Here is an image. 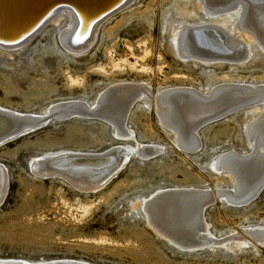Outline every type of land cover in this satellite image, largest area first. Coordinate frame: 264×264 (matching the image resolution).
I'll return each mask as SVG.
<instances>
[{"label": "rangeland", "instance_id": "rangeland-1", "mask_svg": "<svg viewBox=\"0 0 264 264\" xmlns=\"http://www.w3.org/2000/svg\"><path fill=\"white\" fill-rule=\"evenodd\" d=\"M53 19L21 47H0L1 108L39 115L59 103L93 105L120 84L145 85L152 98L177 88L207 96L223 84L264 86V50L257 44L250 45L248 59L245 51L235 53L234 60L241 62L207 65L177 56L172 40L178 31L213 23L198 9L197 0H135L101 25L83 55L71 54L60 43L61 35L72 28L71 14L63 11ZM225 19L228 29L237 23L236 18ZM134 99L124 124L134 136L127 141L115 137L113 127L100 120L52 119L0 148V166L8 180L0 205V259L264 264V245L252 238L254 230L264 228V188L247 205L212 202L203 219L213 243L193 250L158 236L143 212L147 200L167 189L230 193L229 178L213 171L211 164L225 152L250 153L245 128L260 117L261 103L199 129L200 149L192 153L175 145L158 119L155 103L146 107L140 97ZM255 107L257 111L251 110ZM138 144L162 151L148 159L131 156L108 184L92 192H81L61 177L39 178L29 167L35 158L103 154Z\"/></svg>", "mask_w": 264, "mask_h": 264}, {"label": "bare ground", "instance_id": "bare-ground-1", "mask_svg": "<svg viewBox=\"0 0 264 264\" xmlns=\"http://www.w3.org/2000/svg\"><path fill=\"white\" fill-rule=\"evenodd\" d=\"M39 1L0 0V47L11 50L21 47L45 23L67 11L71 14L73 25L70 31L61 35L60 43L71 54L83 55L92 46L101 25L121 14L135 0H70L85 12L82 14L71 6L60 5L43 22L39 19L44 17L48 7L39 14H33ZM197 4L206 17L214 20H211V24L184 28L173 36V48L181 60L191 59L207 65L241 62L243 59L234 60L235 53L245 51V59H248L252 43L264 50V0H197ZM226 17L237 19L231 29L226 26ZM248 20L250 26L246 25ZM40 22V26L33 30ZM149 90L145 85L120 84L102 93L93 105L83 102L59 103L39 115L22 114L0 107V144L21 131L13 132L16 128H32L34 133V127L41 125L39 130L52 119L61 121L71 118L100 120L113 127L115 137L127 141L134 136L127 126L124 129L130 111L128 108L131 101L136 102L134 98L140 97L146 107L155 103L158 119L162 127L172 133L175 145L183 152L193 153L200 149L197 138L199 129L261 103L260 117L245 128L250 153L241 155L234 151L225 152L211 164L213 171L225 173L229 178L232 185L230 193L219 190L216 196L208 190L167 189L154 194L143 207L149 227L170 244L183 250L211 246L213 238L208 236V225L203 219L205 209L219 199L238 206L247 205L264 188V86L223 84L207 96L191 89L177 88L153 98ZM251 110L257 111L258 107ZM16 140L4 142L0 148ZM115 149L111 148L103 154L62 153L35 158L30 161L29 167L39 178L61 177L81 192H92L108 184L131 156L148 159L162 151L158 146L140 144L136 148L123 146ZM7 181L1 165L0 205L7 195ZM254 231L252 238L264 245V228ZM217 244L224 245L225 241L220 240ZM0 264L89 263L67 259L34 263L0 259Z\"/></svg>", "mask_w": 264, "mask_h": 264}, {"label": "water", "instance_id": "water-1", "mask_svg": "<svg viewBox=\"0 0 264 264\" xmlns=\"http://www.w3.org/2000/svg\"><path fill=\"white\" fill-rule=\"evenodd\" d=\"M38 7H36V9L34 10V12H33V14L34 13H40V12H42V11H44L43 9H45V8H47L48 7V10L46 11V13H45V15H44V17H41L39 20H41V22H43L44 20H45V18H47L49 15H50V12H52V11H54L56 8H58V6H60V5H63V6H71V7H73V8H75V9H78V11H80L82 14L85 12L84 10H82V9H80L77 5H75V4H73V3H71L70 2V0H41V1H39L38 2ZM107 11V10H106ZM84 16V15H83ZM41 22L40 23H38L37 25H36V27H34L33 28V30L35 29V28H38L39 26H40V24H41ZM32 30V31H33ZM17 38H20V36L19 37H17ZM16 38V39H17ZM41 125H39V126H36V127H34L35 129V131H37V129L40 127ZM19 129H21V131L20 132H18L15 136H13V137H11V138H9L8 140H6V141H4V142H9V141H11V140H16V139H18V138H20V137H24V136H26V135H28V134H30V133H32L33 131H32V128H16V129H14V131L13 132H16L17 130H19ZM2 143V144H0V146H2L3 144H5V143Z\"/></svg>", "mask_w": 264, "mask_h": 264}]
</instances>
